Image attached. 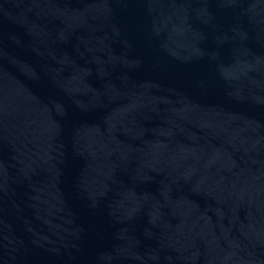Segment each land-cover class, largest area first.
I'll return each mask as SVG.
<instances>
[{
    "label": "water",
    "instance_id": "obj_1",
    "mask_svg": "<svg viewBox=\"0 0 264 264\" xmlns=\"http://www.w3.org/2000/svg\"><path fill=\"white\" fill-rule=\"evenodd\" d=\"M0 264H264V0H0Z\"/></svg>",
    "mask_w": 264,
    "mask_h": 264
}]
</instances>
